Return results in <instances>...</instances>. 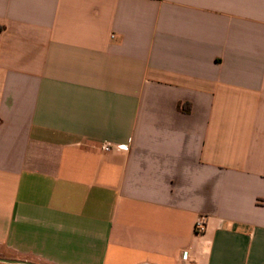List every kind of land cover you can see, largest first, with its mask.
Wrapping results in <instances>:
<instances>
[{"label": "crops", "instance_id": "1", "mask_svg": "<svg viewBox=\"0 0 264 264\" xmlns=\"http://www.w3.org/2000/svg\"><path fill=\"white\" fill-rule=\"evenodd\" d=\"M0 258L264 264V0H0Z\"/></svg>", "mask_w": 264, "mask_h": 264}, {"label": "built area", "instance_id": "2", "mask_svg": "<svg viewBox=\"0 0 264 264\" xmlns=\"http://www.w3.org/2000/svg\"><path fill=\"white\" fill-rule=\"evenodd\" d=\"M100 148L103 152H109L111 150L126 151L128 147L126 145H112L109 143H104L101 145ZM205 223H206L205 217H199L196 219L194 223V227H193L195 234H201L204 231ZM186 258H187V255L186 254L183 255V259H186Z\"/></svg>", "mask_w": 264, "mask_h": 264}, {"label": "water", "instance_id": "3", "mask_svg": "<svg viewBox=\"0 0 264 264\" xmlns=\"http://www.w3.org/2000/svg\"><path fill=\"white\" fill-rule=\"evenodd\" d=\"M0 263L1 264H31V263L24 262V261L8 260V259H1V258H0Z\"/></svg>", "mask_w": 264, "mask_h": 264}]
</instances>
